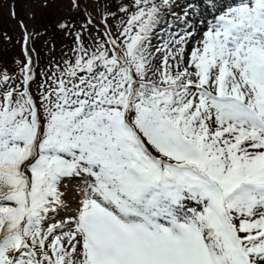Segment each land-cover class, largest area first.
Wrapping results in <instances>:
<instances>
[{
  "label": "snow or ice",
  "instance_id": "snow-or-ice-1",
  "mask_svg": "<svg viewBox=\"0 0 264 264\" xmlns=\"http://www.w3.org/2000/svg\"><path fill=\"white\" fill-rule=\"evenodd\" d=\"M118 12L0 69V264H264V0Z\"/></svg>",
  "mask_w": 264,
  "mask_h": 264
},
{
  "label": "rangeland",
  "instance_id": "rangeland-1",
  "mask_svg": "<svg viewBox=\"0 0 264 264\" xmlns=\"http://www.w3.org/2000/svg\"><path fill=\"white\" fill-rule=\"evenodd\" d=\"M0 0V69H8L12 73L15 69V61L22 60V56L18 51L16 41L19 42L21 30L17 26V19H11L9 8L14 5L16 18H24L25 22L30 21L34 10L32 5L36 6V20L38 21V31L36 41L38 43L40 53L42 54L43 62L50 61L60 62L65 57V53L71 55L70 49L74 46V39L68 35V30H60L58 25L60 23L74 24L75 29L79 31L81 24L85 22V17L82 15L85 4L96 17L98 22L102 15L115 12L117 19L122 15L118 12V7L121 0H80L81 8L75 9L69 0ZM60 4V5H59ZM67 15V16H65ZM9 17V18H8ZM110 22L115 24L114 21ZM19 37L14 40L13 35ZM95 34V30H93ZM12 35L11 45L10 41H6V37ZM87 37V34H85ZM5 46H4V45Z\"/></svg>",
  "mask_w": 264,
  "mask_h": 264
}]
</instances>
